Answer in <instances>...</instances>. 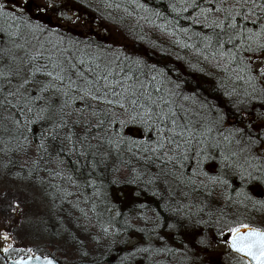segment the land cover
Returning <instances> with one entry per match:
<instances>
[{
	"label": "snow or ice",
	"instance_id": "6c2138e0",
	"mask_svg": "<svg viewBox=\"0 0 264 264\" xmlns=\"http://www.w3.org/2000/svg\"><path fill=\"white\" fill-rule=\"evenodd\" d=\"M67 7L64 0H0V18L7 25L0 34L8 37L0 44V178L39 190L51 211L66 214L80 235L62 218L53 235L67 236L79 264H101L109 257L111 264H172L182 251L206 252L207 222L194 219L203 209L191 211V193L203 189L211 195L216 187L232 188L238 179L241 186L233 190L242 199L233 201L225 191L226 202L264 207V200L245 191L250 185L264 186V0H179L171 6L178 15L189 13L185 18L202 29H180L189 40L196 39L177 43L222 73L214 91L224 98L227 111L198 101L196 93L182 94L178 84L169 87L173 82L163 70L141 60L122 63L118 56L74 50L71 41L64 46L57 28L38 21L52 14L75 23L79 17ZM21 26L30 39L21 35ZM20 39L24 43H17ZM20 50L23 56L16 54ZM131 129L140 135H130ZM122 168L129 171L125 183L144 184L161 200L153 208L144 202L133 205L139 209L133 218L145 227H134L127 218L117 224L125 214L113 215L114 206L106 203L100 211L98 201L104 199L97 177ZM161 187L167 196L157 190ZM6 210L22 211L20 202L11 201ZM122 229L141 233V239L116 249L117 243L128 244L115 239ZM219 231L227 235L236 264H264V229L235 222L226 225V233ZM85 239L97 246L108 241L104 253L94 255ZM11 240L0 231L5 264L6 254L14 250ZM15 250L25 255L11 264H59L54 257L35 255L33 248Z\"/></svg>",
	"mask_w": 264,
	"mask_h": 264
},
{
	"label": "trees",
	"instance_id": "16d2710c",
	"mask_svg": "<svg viewBox=\"0 0 264 264\" xmlns=\"http://www.w3.org/2000/svg\"><path fill=\"white\" fill-rule=\"evenodd\" d=\"M76 7L81 8L85 13L91 17L100 19L106 23L123 30L126 35L124 44H104V42L95 35H83L80 31L74 29H60L58 26H53L45 21L39 20L38 22L46 24L49 28H57V31L64 37V46H70L69 41L72 42L74 50L82 51L89 55H101L105 58L112 59L119 57L122 63H130L133 60H141L146 66H155V70H163L166 80H171L173 83L169 84V87H175L179 85L178 91L182 94L196 93L197 100L200 102H207L208 104H216L221 108H226L224 98L219 95L218 91H214L217 87L218 80L222 76V73L217 72L211 65L202 60V58L195 55L194 49H188L181 46L182 43H194L195 37L189 40L188 37L180 31L182 28H190L193 32L202 31L197 25H192L190 19H186L189 13H183L178 15L177 12L172 10V5H179V0H68ZM144 5L143 8L137 7L136 4ZM120 5V7H116ZM3 19L0 18V27H6ZM15 30V29H12ZM207 31V30H203ZM20 32L22 36H27L30 39L27 28L21 26ZM8 37L0 34V44L7 41ZM55 40V37L52 38ZM181 41L178 44L177 41ZM111 43L114 41L110 40ZM17 43H24L23 39L17 40ZM34 44L35 41H32ZM10 46V45H9ZM31 48V44L26 45ZM46 47H51L50 44H46ZM18 56H23V50L16 53ZM125 57L129 58L125 61ZM196 65L197 68L192 66ZM198 69H203L200 71ZM147 71V68L145 69ZM233 121L231 115L226 121ZM234 122V121H233ZM232 123V122H231ZM79 131V130H78ZM130 135L139 136L140 133L136 129L128 130ZM125 157H128V153L124 152ZM75 157H73L74 159ZM133 164H137V161L132 160ZM137 166L143 171V166L137 164ZM19 169H12L13 172ZM41 175H44L41 173ZM129 171L126 168H122L120 172L113 173L110 169H106L102 176L97 177V183L102 185L104 203L100 204V211H104L105 203L108 206L113 207V215L116 211H120L125 215L117 217V224L123 225L125 219H129L134 227L144 224V222L138 221L135 216V211L139 210L134 208L133 205L144 202L149 205L150 208L156 206L161 202L159 197H153L151 195V189L145 191V185L125 183L128 178ZM12 181L9 178H6ZM112 180H117L119 183L113 184ZM15 182V181H13ZM16 183V182H15ZM241 182L236 179L233 182V187L224 189L222 187H216L211 195H208L205 190L193 192L190 195V202L192 204L191 211L196 212L197 206L203 209L200 212L199 217L207 222V225L203 228L205 232L209 231V228L215 232L216 236L220 235V229H224L226 233V225L233 224L235 222H243L250 224L252 227L264 229V207L253 208L250 201H245L247 207L234 202H226L223 193L227 191V194L231 195L232 200L236 201L242 199L237 197L236 191L239 190ZM258 190L257 192L254 190ZM163 196H167V192L163 188H158ZM39 191V190H38ZM90 191V190H89ZM250 195L257 200H264V186L250 185L245 188ZM45 205L46 211L42 215L41 219L36 223L37 230L43 232L46 236L50 235L51 238L66 239L53 235L55 231L61 228L58 222V218H62L65 221L66 227L72 229L74 233L80 235L79 230L76 229L63 212L51 211V202L44 198L39 191ZM139 193V195H137ZM189 202V201H185ZM59 203V201H57ZM65 208L68 206L65 205ZM131 209V211H130ZM152 215L151 211L148 215ZM79 215V213H74ZM93 231H96L95 229ZM135 233L134 231H124L122 229L119 236L115 237L117 241L128 240V244L117 243L116 249H123L128 246L130 236ZM90 252L95 249L94 255L101 256L105 251V246L108 241H105L102 245L97 246L91 243L88 239H85ZM69 244V243H68ZM72 246V245H71ZM65 257L57 254V258ZM199 254H187L182 256H176L172 264H203L201 259L199 260ZM91 259V257H89ZM75 263L79 264V261ZM101 264H111L110 257L101 260Z\"/></svg>",
	"mask_w": 264,
	"mask_h": 264
},
{
	"label": "rangeland",
	"instance_id": "374dc122",
	"mask_svg": "<svg viewBox=\"0 0 264 264\" xmlns=\"http://www.w3.org/2000/svg\"><path fill=\"white\" fill-rule=\"evenodd\" d=\"M67 3L68 7L64 10L79 17L75 23L68 21H60L55 15L48 14L43 16L40 20L45 21L53 26H58L60 29H74L80 31L83 35H95L99 37L104 44H124L127 42L126 35L123 30L117 28L111 23H106L100 19L91 17L89 14L85 13L81 8L76 7L68 0H64ZM114 41L111 43V41ZM233 123V121H231ZM231 122H226L228 125H231ZM254 190L257 192L254 188ZM259 192V191H258ZM7 194L5 197L3 194ZM31 193H35L36 198L33 199ZM37 189L27 187L24 183L13 182L6 178H0V231L3 226V218H16L20 223L23 231L32 233L26 237L27 245L32 248L36 245V238H40L41 245L46 244L47 247L50 246L51 238L50 235L47 236L37 230L38 227L36 223L41 219L42 215L46 211V205L39 195ZM18 200L22 211H18L16 214H12L10 211L6 210V205L11 201ZM31 220V223L28 221ZM37 228V229H36ZM31 238V239H30ZM227 235L221 236L218 235L213 237V239L208 240L210 247L205 252L204 250H196L199 254L198 258L201 259L203 264H208L209 255L211 257L212 264H232L234 262V256L229 252L225 240ZM58 255L65 256L63 260L66 264H77L76 261H79V256L76 254L74 247L71 244L66 243V239H61V241L56 239ZM130 241L131 238H130Z\"/></svg>",
	"mask_w": 264,
	"mask_h": 264
},
{
	"label": "flooded vegetation",
	"instance_id": "af4514ba",
	"mask_svg": "<svg viewBox=\"0 0 264 264\" xmlns=\"http://www.w3.org/2000/svg\"><path fill=\"white\" fill-rule=\"evenodd\" d=\"M139 210H136L135 211V216L137 214ZM149 216H151L149 214ZM138 221H141L143 222L142 220L136 218ZM148 227H150L151 225H147ZM139 227H145V224H141L139 225ZM23 228H21V225L20 223L17 221V219L14 217V218H6L4 217L3 218V226H2V230L1 231H7L11 237H12V240H11V243L13 244V249L14 250H10L6 255L8 256L9 260H16L18 257H20L21 255H25V253H21L15 249H18V248H29L30 246L27 245V242H26V237H29V235H33L32 233H29V232H26V231H23ZM204 231V230H203ZM205 232V231H204ZM206 235H207V239L210 240V239H213V237H216V234L215 232L212 231L211 228H209V231L205 232ZM51 238V237H50ZM131 240L129 239V244L130 246L134 243H137L140 239H141V233H138V232H135L133 233L131 236H130ZM31 239V238H30ZM227 239V238H226ZM36 245H34L32 248L34 249V253L35 255H41V256H51V257H54L56 260L59 261L60 264H66L63 260V257L61 258H57V254H58V246H57V241H56V238H51V243H50V246L47 247L46 244L44 245H41V241H40V238H36ZM5 246H7V243L5 242ZM191 247V245H190ZM228 248V247H227ZM229 250V249H228ZM196 249L193 248L191 251H188V252H180L178 254V256H184V255H187V254H197L196 253ZM230 252V251H229ZM233 256H234V262L232 264H236V256L235 254L231 253ZM4 256L5 254L0 252V264H5V259H4Z\"/></svg>",
	"mask_w": 264,
	"mask_h": 264
},
{
	"label": "water",
	"instance_id": "95a60500",
	"mask_svg": "<svg viewBox=\"0 0 264 264\" xmlns=\"http://www.w3.org/2000/svg\"><path fill=\"white\" fill-rule=\"evenodd\" d=\"M38 256H41V255H38ZM11 261H12V260H10V261L8 262V264H11ZM59 264H60V263H59Z\"/></svg>",
	"mask_w": 264,
	"mask_h": 264
}]
</instances>
